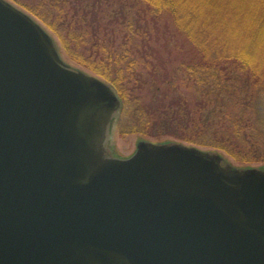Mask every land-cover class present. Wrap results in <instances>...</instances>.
<instances>
[{"label":"water","instance_id":"water-1","mask_svg":"<svg viewBox=\"0 0 264 264\" xmlns=\"http://www.w3.org/2000/svg\"><path fill=\"white\" fill-rule=\"evenodd\" d=\"M0 0V264H264V169L141 140L106 149L121 100Z\"/></svg>","mask_w":264,"mask_h":264},{"label":"trees","instance_id":"trees-1","mask_svg":"<svg viewBox=\"0 0 264 264\" xmlns=\"http://www.w3.org/2000/svg\"><path fill=\"white\" fill-rule=\"evenodd\" d=\"M108 81L119 133L264 163V6L254 0H10Z\"/></svg>","mask_w":264,"mask_h":264},{"label":"rangeland","instance_id":"rangeland-1","mask_svg":"<svg viewBox=\"0 0 264 264\" xmlns=\"http://www.w3.org/2000/svg\"><path fill=\"white\" fill-rule=\"evenodd\" d=\"M255 4H257V6L259 7L258 9H260L264 6V0H254V5ZM42 24L44 25V23ZM46 30L49 33H51V35L53 36L54 38L53 40H55L59 48L58 50H59L60 56L66 63H68L74 68L77 67V68L83 69L88 74H93V75L95 74L89 70H86L78 66L72 61L68 60V57L66 56L63 48L61 47L60 41L57 40L58 38L56 37V35L52 33V31H50L49 28H47ZM141 140H146V141H151V142L175 141L170 136L149 137L141 133H137V132H131V133H125V134L119 133V130L117 127V120L115 119L111 122L109 126L107 139H106V149L110 155H113L116 157H127L135 151L137 143ZM219 152H221L225 160L234 167H241V168L242 167H257V168L264 169V163H252V162L243 163V162L235 160L229 155H226V153H224L223 151H219Z\"/></svg>","mask_w":264,"mask_h":264}]
</instances>
